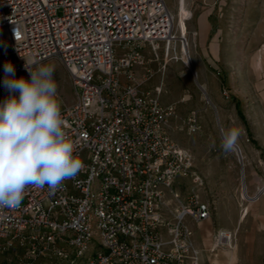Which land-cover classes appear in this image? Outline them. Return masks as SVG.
Listing matches in <instances>:
<instances>
[{
  "label": "built area",
  "instance_id": "built-area-1",
  "mask_svg": "<svg viewBox=\"0 0 264 264\" xmlns=\"http://www.w3.org/2000/svg\"><path fill=\"white\" fill-rule=\"evenodd\" d=\"M173 24L164 0H0V102L5 63L30 79L26 60H58L76 97L62 117L85 166L55 194L29 187L0 209V264H198L185 219H208L210 206L194 192L182 200L174 185L204 181L167 133L174 106L159 103V87L139 90L153 73L138 81L133 71L146 67L147 46L155 60L162 46L167 64ZM186 120L189 133L199 129L194 114ZM164 190L176 200L172 221L160 210ZM232 245L219 230L214 247Z\"/></svg>",
  "mask_w": 264,
  "mask_h": 264
},
{
  "label": "rangeland",
  "instance_id": "rangeland-1",
  "mask_svg": "<svg viewBox=\"0 0 264 264\" xmlns=\"http://www.w3.org/2000/svg\"><path fill=\"white\" fill-rule=\"evenodd\" d=\"M164 1L174 18L175 50L166 65L162 46L158 60L148 46L143 55L153 75L160 77L159 103L175 108L167 133L191 152L194 170L204 181L197 188L189 179H178L174 188L182 200L194 192L208 201L215 229L231 232L232 250L220 247L214 252L228 257L220 258L221 264H264V196L255 199L246 186L253 182L257 191L264 180V0ZM45 65L55 66L62 111L75 103L71 79L58 60ZM193 114L200 126L189 133L186 119ZM232 126L241 130L242 159L238 147L224 153L220 146L223 131ZM231 165L236 166L239 195L234 220L229 218L232 212L216 211L207 187V181ZM163 197L169 202L160 210L164 220L172 221L176 200L165 190ZM160 235L165 239L163 231Z\"/></svg>",
  "mask_w": 264,
  "mask_h": 264
},
{
  "label": "clouds",
  "instance_id": "clouds-1",
  "mask_svg": "<svg viewBox=\"0 0 264 264\" xmlns=\"http://www.w3.org/2000/svg\"><path fill=\"white\" fill-rule=\"evenodd\" d=\"M24 67L30 79L17 78L11 62L4 65L8 95L0 102V209L19 205L29 187L47 185L55 194L85 167L66 131L55 66L26 60ZM240 136L239 127L224 130L223 152H235Z\"/></svg>",
  "mask_w": 264,
  "mask_h": 264
},
{
  "label": "crops",
  "instance_id": "crops-1",
  "mask_svg": "<svg viewBox=\"0 0 264 264\" xmlns=\"http://www.w3.org/2000/svg\"><path fill=\"white\" fill-rule=\"evenodd\" d=\"M144 50V49H143ZM145 58V57H144ZM147 60V58H145ZM149 63V60H147ZM146 65L145 68L136 67L133 69L137 80L140 81L144 78L145 70L152 71V65L149 63ZM160 77L158 75H154L151 79L143 82L139 90L143 93H150L154 94V89L159 83ZM159 100V98H158ZM238 149L240 150V158L242 159L243 153L242 149H240L238 145ZM237 152V151H236ZM238 155V153H237ZM238 155V157H239ZM226 169L221 170L220 173L214 178L213 180L207 181V187L209 189V195L212 196L213 203L216 205V211L219 212H232L233 214L229 216L230 219L234 220L237 219V210L236 207L239 204V195L237 194L238 188V180H237V171L236 166L231 165L225 167ZM223 172V173H222ZM243 179V174H242ZM187 181V180H184ZM242 186H245L244 180L242 182ZM248 193L251 196H256V185L253 182H249L246 184ZM180 193V191H179ZM198 196V194H197ZM201 202H207L204 198L200 197ZM262 198V197H261ZM222 205H229L230 208L221 207ZM248 213V212H247ZM173 215V212H172ZM185 224L187 227L191 229V236L186 240L187 244L190 245L191 249H193L196 253V257L198 258V264H221L220 258H228L227 256L222 257L219 255L220 253H214L216 248L215 245V238L218 233L217 229L213 225L212 218H211V211L210 217L202 222H193L188 217L185 219Z\"/></svg>",
  "mask_w": 264,
  "mask_h": 264
},
{
  "label": "bare ground",
  "instance_id": "bare-ground-1",
  "mask_svg": "<svg viewBox=\"0 0 264 264\" xmlns=\"http://www.w3.org/2000/svg\"><path fill=\"white\" fill-rule=\"evenodd\" d=\"M255 195H256V196H254L255 199H258V198H261L264 196V184H262V188H259V190L256 191ZM230 250H232V249H230Z\"/></svg>",
  "mask_w": 264,
  "mask_h": 264
},
{
  "label": "water",
  "instance_id": "water-1",
  "mask_svg": "<svg viewBox=\"0 0 264 264\" xmlns=\"http://www.w3.org/2000/svg\"><path fill=\"white\" fill-rule=\"evenodd\" d=\"M223 137V136H222Z\"/></svg>",
  "mask_w": 264,
  "mask_h": 264
}]
</instances>
